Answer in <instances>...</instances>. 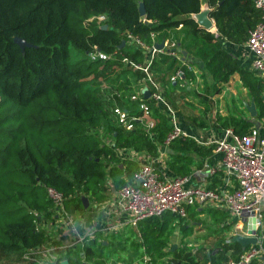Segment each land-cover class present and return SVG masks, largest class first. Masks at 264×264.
I'll return each mask as SVG.
<instances>
[{
	"label": "trees",
	"instance_id": "16d2710c",
	"mask_svg": "<svg viewBox=\"0 0 264 264\" xmlns=\"http://www.w3.org/2000/svg\"><path fill=\"white\" fill-rule=\"evenodd\" d=\"M140 1L145 3V16L139 12ZM205 1L212 8L210 16L219 36L190 17L201 10L203 0H0V256L24 255L50 240L52 234L45 225L55 219L56 208L49 188L65 195L67 212L83 213L109 199L108 177L115 188L132 180L139 165L135 159L123 158V150L153 154L162 145L171 151L169 166L179 176L190 173L194 155L202 159L213 155L215 145L206 147L187 136L173 139L166 147L172 124L162 106L153 105L157 122L152 133L141 120H135L131 130L117 122V105L141 115L137 103L131 100L130 89L145 73L125 64L123 58L143 64L147 54L142 48L130 46L128 32L148 44L172 37L184 50L202 59V78L212 92L219 91L220 83L229 82L238 73L255 100L257 121H251L243 100L241 107L219 115L218 120L239 134L262 122L264 82L224 45L246 42L250 30L261 20V11L255 0ZM99 14H106L104 23L90 20ZM103 24L108 28L102 29ZM180 33L182 38H178ZM18 36L36 46L23 50L15 42ZM123 39L126 45L119 49ZM95 45L112 57L91 60L88 53ZM74 52L79 58H74ZM181 59L168 51L159 53L151 70L157 78L163 71L175 74L180 69L185 77H195L193 65ZM161 81L167 84V92L178 85L171 79ZM83 196L89 199L88 207ZM187 210L188 217L196 220L201 213L198 206ZM208 210L215 222L222 223V231L230 233L234 222H226L228 213L212 207ZM182 219L172 212L143 219L137 224L140 240L135 239L133 231L125 241H131V248H143L149 257L146 264H160L171 254L167 246H173L169 242L172 228ZM193 226L183 225L182 230ZM99 238L101 234L96 232L77 253L74 250L79 245L68 247L54 264L65 259L70 264H108L103 253L112 242L107 240L105 244L106 239ZM228 238L224 239L225 252L218 247V253L205 255L209 264H229L243 252L239 243ZM230 249L234 251L231 256ZM184 263L198 264V260L189 257L186 262L163 264Z\"/></svg>",
	"mask_w": 264,
	"mask_h": 264
},
{
	"label": "built area",
	"instance_id": "2783aa9c",
	"mask_svg": "<svg viewBox=\"0 0 264 264\" xmlns=\"http://www.w3.org/2000/svg\"><path fill=\"white\" fill-rule=\"evenodd\" d=\"M256 7L261 11V20L250 30L248 40L246 41L247 55L252 62L253 70L264 82V0H255ZM98 23H104L107 20L106 14H99L90 18ZM219 36L216 27L213 31ZM153 40L156 35H151ZM130 46L142 48L147 54V60L143 64L132 62L127 57L123 58L125 64L130 65L135 70H141L145 76L139 80L138 88L130 93L131 100L137 103V108L141 112L140 116L132 113L130 109L117 105L114 108L117 122L131 130L135 126V120L144 121L147 131L154 129L156 118L153 117V105L164 107L170 116L172 130L168 134L165 144L168 145L173 139L182 136H188V133L182 129L177 111L173 108L165 95V88L152 72L151 65L157 52L167 51L181 57V51L177 41H165L163 49H157L155 41L152 44L146 43L139 36L127 33ZM172 49H176L175 52ZM180 54L178 55V52ZM91 60L108 59L112 57L98 48L97 45L88 53ZM184 71L178 70L171 80L183 77ZM148 87L150 97L145 98L142 89ZM146 99L154 103L149 104ZM264 119L258 125L253 126L246 134L237 133L234 128L227 127L221 138L208 142L209 145H215V151L222 154V168L225 171L227 179L222 187H210L202 183L191 184L192 175H166L153 164L152 161H146L139 166L132 180H129L120 188H115L113 181L108 177L107 190L111 193L109 199L103 203L93 204V214L95 218L88 223L78 213H69L64 208L65 195L49 188V196L52 198L56 208L55 219L61 229L72 228L75 233L72 236V247L83 245L87 240H93L98 231L97 219H109L112 217L114 224L109 225L107 232L122 231L127 225L135 226L139 221L161 216L166 212L176 213L187 218L189 206H217L228 213L227 223L233 221L232 232L243 235H255L258 238L256 244L248 245L241 254L232 258L229 264H264ZM109 143L110 140L106 139ZM123 158L139 159L138 151L127 149L120 152ZM217 172L214 166L204 163L202 168H198L194 175L199 181H205ZM141 180L138 183V180ZM82 217V218H81ZM255 218L256 230L254 234L249 233V219ZM80 222V223H79ZM81 224V231L76 232L77 224ZM49 224V223H47ZM103 231V229H102ZM104 232V231H103ZM230 237V236H229ZM229 239V238H228ZM59 246L42 251L40 247L30 249L24 253V258L38 261L33 255L42 254L46 259H52L55 263L59 257ZM149 257L144 256L145 263ZM41 260H45L42 258ZM37 264V263H36ZM49 264V263H48Z\"/></svg>",
	"mask_w": 264,
	"mask_h": 264
},
{
	"label": "rangeland",
	"instance_id": "374dc122",
	"mask_svg": "<svg viewBox=\"0 0 264 264\" xmlns=\"http://www.w3.org/2000/svg\"><path fill=\"white\" fill-rule=\"evenodd\" d=\"M214 29L215 28L211 30L214 31ZM179 37L182 38L181 33L180 35L178 34V38ZM74 58L75 59L79 58V55L75 54V52H74ZM203 83L204 82L202 81V77H200L198 82H195L193 84L192 90L202 89L201 85ZM239 84L240 83L238 80L231 77L230 81L225 83L223 87L219 88L218 86V89L222 90L221 94L219 95L220 98L218 100H220V102H218V105L224 109L223 111L225 113L227 112V109L229 110L228 108L229 103L231 104L236 100L239 107H241L242 104H239L238 100L244 99L245 102H248V100L250 99V96L246 92H242L243 86ZM179 90H181L180 92L182 93V89H179ZM209 90L210 89L208 88L207 89L203 88V91L201 92H197V91H194V92L200 93V95L201 93H208L209 95ZM180 92L178 91V93ZM194 92L190 91L189 94H192L191 97L193 98V100L195 99V101H197L198 103V107L201 106V110H203L204 108H206L205 105H207V101L203 99L204 96L198 97L197 94H195ZM178 93H176L175 95V101H177L178 103L176 102V105H175L173 101L170 102L173 108L176 111L177 110L181 111L182 114H184L185 112L184 108H187L186 109L187 114L191 111V113L188 114L190 119L192 117L194 118L195 116L198 119H202L203 115H202V111H200V108H198L197 106L191 105L192 102H189L188 99H182V97H180ZM216 96H215V99H217ZM188 98L190 99V97ZM199 100H201L202 102ZM213 102H215V100ZM208 209L209 208L205 209L203 213L197 215V221L199 219V221L202 222V225L199 227H194L193 230L190 228L188 231H186V234L182 232V226L185 224L190 225L189 220H191V218H194V216H190V219L189 217L184 218L180 220V222H178L176 225L173 226L172 230L175 231V233L173 232V234H171L169 242L177 245L176 249L174 250V251H177V253L174 254L173 253L174 251H171V247L167 246L171 254L167 255V257H165L162 263L160 264H163L165 261H179L182 263V262H186L187 258L189 257H191V259L198 260V264H209L205 259V255L207 253L217 252L218 247L219 248L222 247L223 251H221V253L225 252L224 239L227 238L226 240H228L227 234L229 233L228 231H222L221 229L222 223H218L217 221L215 222V220L212 219L211 213ZM89 212L91 213L92 210L89 209ZM80 215L83 217V219L87 220L88 223L91 222L93 218H95L93 213L89 214V216L78 213L79 217ZM79 223L77 224L76 232L81 231V224L79 225ZM45 226H46L45 229L47 230V232L48 233L50 232L52 235H51L50 240L46 244H44L43 246H40V249L42 251H45L46 249H51L54 246H60L61 244H66L67 239H69L68 241L69 243H72L71 238L72 236L75 235V233L72 232L71 227L69 229H61L60 225L57 224L56 222L54 223L49 222V224H46ZM133 231L134 229H129V233ZM232 231L233 230L231 229V232ZM127 236H123V233L121 232L120 233L115 232V233L110 234L109 236H103L104 239H107L108 241L112 242L111 246L109 245L108 249L104 250V253H103V258L106 261H108V264H110L113 261H117V264H126V263L127 264H139V263L146 264L144 260L145 255H144L143 248H140V249L131 248L132 247L131 241H129V243L128 241L127 242L125 241ZM140 238H141L140 234L137 233V235H135V239L140 240ZM82 246L83 245L81 244H79L78 247L75 246L77 248L76 250H74V252L77 253L78 250L82 248ZM57 251H59V254L61 255L65 253V252H61V250L59 249ZM233 252L234 251H232V249L228 250V254L230 256L233 254ZM32 258H35L36 260H39L40 262L42 261L46 264L48 263L54 264L52 262V259L50 260L46 259L45 256H43L42 254L33 255ZM42 258H44L45 260L44 261L41 260ZM0 263L1 264H36V263L39 264L38 261L35 262L34 260L26 259L24 258L23 255H18L17 253L1 255Z\"/></svg>",
	"mask_w": 264,
	"mask_h": 264
},
{
	"label": "crops",
	"instance_id": "0c3cea01",
	"mask_svg": "<svg viewBox=\"0 0 264 264\" xmlns=\"http://www.w3.org/2000/svg\"><path fill=\"white\" fill-rule=\"evenodd\" d=\"M164 41H166V42L173 41V38L169 37V38L165 39ZM178 45H179V48H177V49H179V50L180 49H186L185 47L184 48L181 47L180 44H178ZM225 47L230 52H232L234 54V56L240 61L242 66L247 67L250 70H253L252 62L247 55L246 42H244L243 44H235V43H228L227 42V43H225ZM166 50H167V48L163 51L157 52L156 55H158L159 53H162V52H167ZM177 52L179 55L180 51H177ZM181 57H182V55H181ZM181 57H179V58L181 59ZM181 61H184V62H187L188 64L193 65L192 69H193L195 77H191V79L187 78L185 76L177 78L176 80H174V84H176L178 82V85H176L175 88L173 90H171L170 92L169 91L167 92V87H168L167 84L164 85V83L162 82L163 86L165 88V93L168 97L167 99L170 102L173 101L176 105L177 101H175V95H176V93H178V91L179 92L181 91L179 89H182V93L181 92L178 93L180 95V97H182V99H188L189 102H192L191 105L198 107L197 101H195V99L193 100V98L191 97L192 94H189V92L190 91L201 92V91H203V88H207V86L205 84V80H204V78H202V81L204 82L201 85L202 89L192 90L193 84L195 82H198L199 78L202 77V75H203L202 71L204 69H201L199 67L200 65L201 66L203 65L202 59L200 57L194 55L193 53L187 51L186 59L185 60L181 59ZM161 74H162V76H161ZM161 74H158V79L160 81H161V79H163L165 82H168L171 79V77L174 75L172 73L164 74V71ZM169 77H170V79H169ZM231 77L238 80L239 83L242 85L241 80H240V76L238 73H235ZM207 79L209 82L212 81V78L209 75H207ZM138 82L133 81V86L131 85L132 88L130 89V92H133L138 88ZM224 84L225 83H220L218 86L221 88L224 86ZM204 85H205V87H204ZM242 89H243L242 92H246L248 94V90L245 87H242ZM221 92H222V90L212 92L210 89L209 90L210 96L208 95V93H201V95H200V93L194 92L195 94H197L198 97L204 96V98H207V100H206L207 105L204 104L206 108L201 110V106L198 107V108H200V111H202V115H203L202 119H198L196 116L194 118L192 117L190 119L188 114L191 113V111L187 114V112H186L187 108H184V110H185L184 114H182L181 111L177 110L178 117L180 120V125H181L182 129L188 133L187 137H191V138L195 139L198 144H201V145L206 146V147L210 146L208 144V142L221 138L222 135L224 134V130L227 128V127L222 126V124L218 120V116L219 115L225 116L228 114V112L234 111L235 106L239 107V105L237 104V102L235 100L233 103L228 104V108L229 107H231V108H229V110L227 109V112L225 113L223 111L224 109L218 105V102H220V100H218V99L220 98L219 95L221 94ZM215 96L217 97V99H215ZM188 97H190V99ZM210 98H211V100H210ZM252 99H254V98H250L248 100V102H245L244 99H240V100H238V103L241 104V101L243 100V103L246 106V103L249 104L252 101ZM214 100H215V102H213ZM199 101H201V100H199ZM249 114H250V112H249ZM250 118H251V121H257L256 120L257 118H253L251 115H250ZM183 137H185V136H182L179 138H183ZM166 147H167V145H166ZM170 152L171 151L167 150L164 146L161 145V146H159L157 152L153 153V154L150 152H147V151H139L137 153V157L139 156V159H137V160L135 159V160L138 162L139 166L141 164H143L144 162H146L147 160L148 161L153 160V164L157 167V169L161 170L166 175L174 176L176 174H174V171L172 169H170V166H169ZM193 157H194V161H193V164L190 165L191 171L188 174V175H192L191 182H190L191 184L202 183V184L207 185V186H211V185L215 184L214 187L224 186V183L227 179V176H226L225 171L223 170V168L221 166L222 158H223L221 153H217L215 151V149H213V155L211 157H207L204 159L200 158L197 155H194ZM199 161H202L203 164L207 162L211 166H214L217 169V172L214 175H212L211 177H208L205 181H199L197 179V177L194 175V173L196 172V170L198 168L203 167V164L201 166H199V163H198ZM110 195H111V193H110ZM198 207H199V212H201V213H203L205 209L210 208V207H212L214 209H220L217 206H211V205L198 206ZM262 207L264 210V202L262 203ZM89 209L92 210L91 213L89 212ZM89 209L84 211L81 214H85V215L89 216V214L93 213V205ZM223 211L225 212V210H223ZM201 213H199V214H201ZM227 219H229V216ZM115 222L116 221H114L112 219V217H110L109 219H104V218H98L97 219V226L99 227L97 233L99 232V234H101V238H99V240L104 239L103 236H109L110 234L115 233V232H118V233L121 232V233H123V236H127L128 234L130 235L129 229H134L135 235H137V233L139 234L137 225H135V226L127 225L125 227V229L122 231L107 232L108 227H110ZM189 222H190V226L194 225L193 227H199L202 225L201 221H199V220L197 221L196 219H192V218H191V220H189ZM226 222H228V221L226 220ZM107 225H109V226L105 227ZM102 229L104 232L102 231ZM188 230H182V232H184V234H186V231H188ZM173 232L175 233V231H173ZM176 233H178V232H176ZM115 235H117V234H115ZM228 236L231 237V234H229ZM68 241H69V239H67L66 244H61L59 246V250H61V252H65L68 247L70 248L72 243H69ZM104 242H107V239ZM58 253H59V251H58Z\"/></svg>",
	"mask_w": 264,
	"mask_h": 264
},
{
	"label": "water",
	"instance_id": "95a60500",
	"mask_svg": "<svg viewBox=\"0 0 264 264\" xmlns=\"http://www.w3.org/2000/svg\"><path fill=\"white\" fill-rule=\"evenodd\" d=\"M212 8L210 7V5L208 4V2H206L205 0L202 2V7L201 10L197 13H192L190 15V17H192L201 27H204L208 30H211L213 28H215V21L214 19L210 16V12H211ZM139 12L141 14V16H145L146 15V6L145 3L143 1H140L139 3ZM108 28V24H103L102 25V29H107ZM15 42L17 44L20 45V47L25 50V48L27 47H35L36 45L25 40L22 37H16L15 38ZM126 45V40L123 39L122 43L119 45V49H122L124 46ZM157 49H163L165 47V41L163 40L160 43H157L156 45ZM173 52L176 51V49H172ZM180 51L183 53V57L182 59L185 60L187 57V51L184 49H180ZM142 92L145 95V98H149L150 97V90L148 87H144L142 89ZM246 107L250 112V115L253 118H256L257 116V108H256V103L255 100L252 99V101L248 104L246 103ZM141 180H138V183H140ZM83 203L85 207L89 206V199L86 196L82 197ZM255 223V218L249 219V224H248V228H249V233L250 234H254L255 230H256V226L253 224ZM230 242H237L239 243L243 249H245L248 245L250 244H256L258 242V238L255 235H243V234H239L236 233L234 235H232L230 237ZM105 244H107V242H104ZM176 244H173L171 251H174L176 249ZM61 264H70L68 259L62 260Z\"/></svg>",
	"mask_w": 264,
	"mask_h": 264
}]
</instances>
